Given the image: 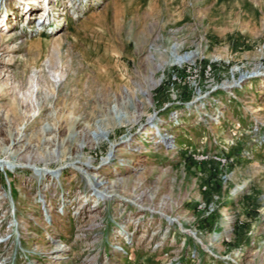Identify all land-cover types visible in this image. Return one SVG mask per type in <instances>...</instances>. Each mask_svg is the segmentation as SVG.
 Wrapping results in <instances>:
<instances>
[{
  "label": "rangeland",
  "instance_id": "rangeland-1",
  "mask_svg": "<svg viewBox=\"0 0 264 264\" xmlns=\"http://www.w3.org/2000/svg\"><path fill=\"white\" fill-rule=\"evenodd\" d=\"M38 1L0 2V264H264V0Z\"/></svg>",
  "mask_w": 264,
  "mask_h": 264
},
{
  "label": "bare ground",
  "instance_id": "bare-ground-1",
  "mask_svg": "<svg viewBox=\"0 0 264 264\" xmlns=\"http://www.w3.org/2000/svg\"><path fill=\"white\" fill-rule=\"evenodd\" d=\"M2 0H0V2H1ZM5 1V0H4ZM37 1L38 0H30V4L31 5H33V4H35V5H37L38 3H37ZM87 1V0H86ZM39 3H40V0L38 1ZM1 4V3H0ZM85 6V5H84ZM69 7H73V8H75V2L73 1V0H70L69 1ZM1 8V7H0ZM40 8L42 9V14H40V16H39V18H41L42 20H45V19H47V20H51V5H50V0H41V3H40ZM6 11V14L7 15H10V11L9 10H5ZM3 13H5V12H3ZM0 14H1V12H0ZM6 18V17H5ZM49 23H50V21H49ZM3 25V24H2ZM0 26H1V23H0ZM40 29V28H39ZM45 29L44 28H41L40 29V34L42 33V31H44ZM197 56V54L196 53H193V54H190V55H187V56H183V57H181V60L182 61H189V60H191L192 58H195ZM110 158H109V156L107 157V161L109 160ZM5 164H7V166H9V167H11V166H15V164H13V162H6ZM70 166L71 167H73V168H75V169H79L80 171L81 170H83V171H86V170H88V169H90V167L88 166V165H86V164H83V163H81V162H76V161H74L73 163H70ZM20 168V167H19ZM40 171H42V173L45 171H47V169H40ZM86 172H88V171H86ZM90 182H94V180L93 179H91L90 180ZM102 193H104V192H102ZM113 194L112 193H108V192H105L104 193V196H105V199H107V200H111L109 197H111ZM168 219L170 220V221H174L173 220V218H169L168 217ZM227 222H229L228 224H227ZM229 224H230V218L228 217L225 221H224V224H223V227H224V229H226V228H229Z\"/></svg>",
  "mask_w": 264,
  "mask_h": 264
}]
</instances>
